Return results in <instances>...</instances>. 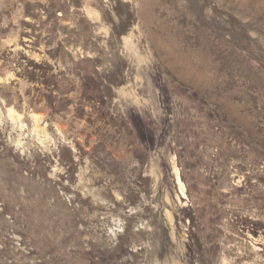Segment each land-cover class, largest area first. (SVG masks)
I'll use <instances>...</instances> for the list:
<instances>
[{"label": "rangeland", "instance_id": "obj_1", "mask_svg": "<svg viewBox=\"0 0 264 264\" xmlns=\"http://www.w3.org/2000/svg\"><path fill=\"white\" fill-rule=\"evenodd\" d=\"M0 264H264V0H0Z\"/></svg>", "mask_w": 264, "mask_h": 264}, {"label": "bare ground", "instance_id": "obj_2", "mask_svg": "<svg viewBox=\"0 0 264 264\" xmlns=\"http://www.w3.org/2000/svg\"><path fill=\"white\" fill-rule=\"evenodd\" d=\"M10 111H11V114H10V115L13 116V113H14L13 111H14V109H12V110H10ZM20 119H21V118H20ZM176 177H177L178 182H181V180H180V176L177 175ZM182 183H183V182H182ZM182 183H181V187H182V190H184V189H183V185H182ZM183 184H184V183H183Z\"/></svg>", "mask_w": 264, "mask_h": 264}]
</instances>
